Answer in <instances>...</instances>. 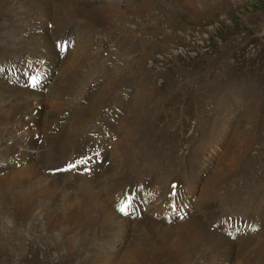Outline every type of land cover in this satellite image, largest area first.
<instances>
[{"label": "rangeland", "instance_id": "obj_1", "mask_svg": "<svg viewBox=\"0 0 264 264\" xmlns=\"http://www.w3.org/2000/svg\"><path fill=\"white\" fill-rule=\"evenodd\" d=\"M109 1L111 7L108 10L113 13L111 17L105 20L99 17L92 21V24L76 19L66 33L68 36L75 34L74 38H70L75 41L74 48L82 44L83 38L92 39L89 42L93 44L90 46L91 60H88L83 68H77L69 83L68 81L63 83L64 87L66 85L65 89L71 92L80 81V89L91 85L94 91L97 90L89 93L90 96L93 94L95 96L101 91V93L108 92L101 112L108 115L110 122L103 117L101 120L93 115L91 125L78 133L79 139L86 136L94 137L102 150L108 148L109 151L113 141L116 144L117 141L125 140L130 146L132 157L143 161L140 171H152L153 174L146 177L166 178L170 174H175L182 176L185 181H190L186 182L193 191L189 205L203 198L211 190L207 185L214 183L211 174L217 169L220 160L230 163L237 159L236 163H238L232 166L229 173L224 171L223 184L229 196L227 202L221 199L218 202L221 206L220 213L242 217V222L253 215H259L261 219L258 227L261 226L260 230L264 234V0H241L236 3L229 0H207L210 4L217 2L220 4L217 3L204 12L192 11L183 0ZM22 2L13 1L12 7L8 9L0 3L1 75H4L8 63L17 69L16 76L29 74L26 71L29 67L21 58L33 54V49L25 38L30 32L37 30L38 26L28 25L23 29H15L14 23L17 19L29 18L34 21L35 11L31 4ZM143 4L148 5L152 10L146 12L140 8ZM53 69H60V64H55ZM66 70L64 66L61 73L52 72V78L47 82L45 79L48 73L40 83L39 90L42 86L46 87V95L55 90L58 87L59 77L64 73L67 74ZM42 74L44 76V73ZM55 77L57 80L53 87L48 89ZM25 80L21 79V83H26ZM28 90L34 89L28 88ZM146 96L149 98L144 101ZM65 99L68 100L69 95L65 96ZM144 102L146 113L150 112V114L149 116L146 114L139 123L138 120L135 121L134 111L145 110ZM88 103V100H83L82 104L67 106L56 118L54 129H48L49 133L60 132L65 117L70 115L71 118L78 117V111L89 113L91 107ZM136 104L141 109L134 110ZM253 111L262 123L257 126L260 135L254 149H245L247 152L243 153L246 155L241 156L238 150L235 153L232 151L231 144L236 143V134L242 135V139L246 137L250 121L247 116ZM62 118L64 121L61 120ZM12 121L9 122H12L11 125H15L16 129L19 125V127L23 126L16 118L12 117ZM6 124L0 128L2 132L8 133V137L6 136L0 143V158L4 157L7 149L17 142L14 138L17 132L8 131ZM134 126L142 128L135 134H129ZM37 139L40 144L42 139L38 137ZM85 148H79L77 145L67 157L57 159L59 173L65 174L64 163L67 161L76 162L82 157L81 164L84 161L87 163L84 157L86 155L81 153ZM33 153L31 157H26V160L33 158L30 162L38 161L39 155L36 150ZM240 158H244V161L240 162ZM94 159L98 158L93 157L88 161L90 164L87 172L97 171L101 174L107 168L104 166L107 159L103 158L99 164L92 165ZM23 161L24 159L19 161L17 167L28 164ZM27 166L22 169L28 170ZM127 167L129 169V166ZM133 170L135 168H131V171ZM85 173L79 169H66V175L70 180ZM163 187L166 192L167 186L162 184ZM124 189L122 187L118 191L115 190L110 195L111 199L121 194V190ZM217 190L218 198L222 197L223 190L218 188ZM6 191L9 192L3 190L0 195L5 194ZM73 195L78 198L75 191ZM165 196L157 200L160 199L161 202ZM105 198L112 204L107 196ZM72 199L74 200V197ZM44 207L38 213L34 210L31 211L32 213L24 212V215L16 210L13 223L9 224L6 219H2L6 207L0 206V264H88V261L95 264L98 242L92 239V234L82 229L76 243L72 244V229L68 234L67 226L50 228L45 222L51 213L46 206ZM130 215V213L123 214L127 218ZM179 220L180 217H175L173 221ZM208 230L214 231L211 227ZM64 235L65 237H62ZM119 245L121 243L114 248ZM261 256L264 262V249ZM189 263L196 264L192 261Z\"/></svg>", "mask_w": 264, "mask_h": 264}, {"label": "bare ground", "instance_id": "obj_2", "mask_svg": "<svg viewBox=\"0 0 264 264\" xmlns=\"http://www.w3.org/2000/svg\"><path fill=\"white\" fill-rule=\"evenodd\" d=\"M13 1L18 0H0V3H3L4 7L8 9L12 7ZM21 1L31 4L35 11L34 23L28 17V19L17 20L14 18L16 20L15 29H23L28 25H36L38 28L35 30L36 32H30L25 38L30 43L33 54L21 58L24 64L29 67L26 70L29 74L26 73L22 77L16 76L17 69L11 63L5 67L4 75H1L0 70V128L7 123L6 129L8 131L15 130L17 132L14 136L17 142L7 149L4 157L0 158V192L9 191L0 195V206L6 207V211L2 213V219H6L9 224H12L16 210L24 215V212L34 210L38 213L46 206L51 214L45 223L50 225L49 227L52 229L61 225L67 226L68 234L72 229V244L76 243L82 229H86L92 234V239L98 242L95 264H190L191 261L196 264H264L261 259V252L264 249V234L260 230L261 226L258 227L261 216L253 215L248 220L244 218L246 221L242 222V217L233 214L227 216L220 213L221 206L218 202L221 200L227 202L226 199L229 196L228 190L224 189V171L229 173L232 166L238 163H236L237 159L230 163L220 160L217 169L211 174L214 183H211L210 186L207 185L211 190L203 198H199L195 203L189 205L192 187L186 182L189 183L190 181H185L182 176L175 174H170L166 178L164 176L163 178L146 177L153 174L152 171H148L149 173L140 171L139 168L143 166V161L138 160L139 158L137 159L135 156V159L132 157L130 146L125 140L117 141L118 139H115L117 142L115 144L113 141L115 146L113 147L112 143V148L109 151L108 148L102 150L98 140L94 137L86 136L79 139L78 133L91 125L93 115L98 119L103 117L107 122H110L108 115L106 116L101 112V107L106 103L104 99L107 98L108 92L101 93L100 90L101 92L97 95L90 96L89 93L97 90L94 91V87L91 85H85L86 88L80 89V81H77L78 83L71 92L65 89L66 85L64 87L63 83L67 81L69 83V79L77 72V68H83L87 61L91 60L90 46L93 44L89 42L90 39L83 38L84 40L80 39L83 41L82 44L74 48L75 41L70 38H74L75 34L68 36L66 33L71 23L76 19L92 24V21L99 17L103 20L111 17L113 13L108 10L111 7V2L109 0ZM229 1L236 3V1L240 2L241 0ZM183 2L194 12H204L219 3L210 4L207 0H183ZM113 3L115 4V2ZM148 7L146 4L140 6L146 12L152 10ZM51 33L54 35L52 34V36ZM92 48L94 47L92 46ZM42 62L46 64L44 71L40 68L43 66ZM64 63L70 65L67 66ZM93 63L95 64V62ZM36 64H39L40 67H36ZM55 64H60V69H53ZM64 66L67 69V74L64 73L59 77L58 87L55 90L50 91L47 95L45 94L46 87L42 86L43 89L41 87L39 90L40 83L48 73L49 75L45 79L47 82L52 78V72L61 73ZM21 79H26L25 85H28L29 80L33 81L37 89L28 90L27 85L21 83ZM56 80L57 77L53 79L48 89L53 87ZM111 91L113 90L111 89ZM67 95H69L68 100L65 99ZM148 98L147 96L144 97V101H147ZM83 100L89 101L88 106L90 105L91 111L89 113L78 111V117L72 118L71 115H66L65 123L60 132L50 134L48 129L55 126L56 118L66 107L82 104ZM145 105L144 102L143 106ZM137 108L141 109L136 104L134 110H138ZM143 110L134 111L135 121L138 120L137 122L140 123L146 114L149 116L150 112L148 111L149 114L146 113V106ZM248 116L247 118H250L247 127L248 134L244 139H242V135L236 134V143L231 144L233 145L232 151L235 153L238 150L241 156L246 155L244 154L247 152L245 149H254L258 142V135H260L257 126L262 124L256 112H250ZM12 117L18 119V123L20 121L23 126L19 127V125L16 129L15 125H11L14 121H12ZM61 120L64 121V118ZM141 128V126H136L133 130L130 128L132 132L129 134H135ZM7 134L6 131L0 130V143L5 140ZM37 137L42 139L40 144ZM77 145L79 148L86 147L81 153L86 155L84 157L87 161L92 160L93 157L102 158V160L106 158L107 162L104 163V166L107 168L101 174L97 171L87 172L90 162L87 165L84 161L78 169L86 173L77 177L74 176V180L67 177L65 167V174L59 173L56 160L67 157ZM35 150L39 155L38 161L30 162L33 158L26 160V157H31ZM5 157L6 159H4ZM22 159H24L23 163H28L27 165L30 167L27 165L17 167L19 165L17 163ZM243 159L240 158V162ZM7 161L8 165H6ZM74 163L71 162V169L68 170L77 169L78 166H74ZM91 164L99 163L92 161ZM26 166L28 170L22 169ZM131 168H135V170L131 171ZM162 184L167 186L166 192L164 187L162 188ZM122 187L126 190H121V194L111 199L110 195ZM217 188L222 189L225 193H222V197L218 198ZM73 191L78 198L73 195ZM163 195L166 196L161 202L160 199L157 200ZM106 196L112 204L106 201ZM231 198L233 199V197ZM10 209L12 210L10 211ZM129 213L131 214L129 218L123 216V214ZM175 217H180V220L174 222ZM240 225L242 227H239ZM245 226L246 228H243ZM210 227L214 231L208 230ZM119 243L121 245L114 248ZM108 252L109 257L107 256ZM88 262L91 264L90 261Z\"/></svg>", "mask_w": 264, "mask_h": 264}]
</instances>
